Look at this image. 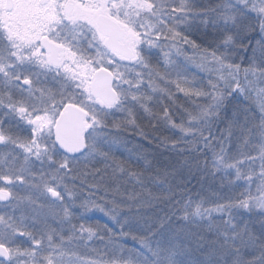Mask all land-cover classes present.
<instances>
[{"label": "snow or ice", "instance_id": "obj_1", "mask_svg": "<svg viewBox=\"0 0 264 264\" xmlns=\"http://www.w3.org/2000/svg\"><path fill=\"white\" fill-rule=\"evenodd\" d=\"M0 264H264V0H0Z\"/></svg>", "mask_w": 264, "mask_h": 264}, {"label": "trees", "instance_id": "obj_2", "mask_svg": "<svg viewBox=\"0 0 264 264\" xmlns=\"http://www.w3.org/2000/svg\"><path fill=\"white\" fill-rule=\"evenodd\" d=\"M194 38H197V37H195L194 36ZM191 73H194L193 72V70L192 71H190ZM197 73V72H196ZM199 76H201V77H203V75L202 74H199ZM181 100H183V97L181 96ZM225 118H227L228 116H230L231 115V110H229V111H227L225 114ZM126 136H127V138L129 139V140H131L132 142H134V143H142V144H144V146L146 147V148H149V149H151L152 147H153V145H148V143H147V141H142V140H140L139 139V137H136V136H133V135H131V134H125ZM122 151V150H121ZM116 155L119 157L120 155H121V152L120 151H118L117 153H116ZM126 155V154H125ZM193 183H195V181H193ZM198 187V186H197ZM135 211V210H134ZM143 211H145V212H147V213H149V214H151L152 213V209H144ZM95 219H100L101 221H103V219L102 218H95ZM125 246L126 247H130V248H133V247H136V245L134 244V242L131 240V239H128L127 240V242L125 243ZM196 255H198V253H193V257H195Z\"/></svg>", "mask_w": 264, "mask_h": 264}, {"label": "rangeland", "instance_id": "obj_3", "mask_svg": "<svg viewBox=\"0 0 264 264\" xmlns=\"http://www.w3.org/2000/svg\"><path fill=\"white\" fill-rule=\"evenodd\" d=\"M192 70H193L194 73L197 72V70H196L194 67H193V68H190V71H192ZM199 74L204 75L203 73H199ZM98 217L103 219V217H100V216L97 214V216H96L95 218H98ZM95 218H94V219H95ZM126 242H127V241H125V243H126ZM129 248H130V247H129Z\"/></svg>", "mask_w": 264, "mask_h": 264}]
</instances>
